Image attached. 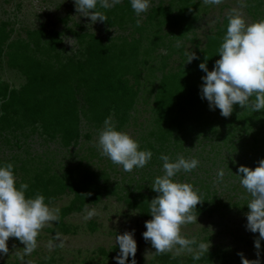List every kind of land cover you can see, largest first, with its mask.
I'll return each mask as SVG.
<instances>
[{"label":"rangeland","instance_id":"rangeland-1","mask_svg":"<svg viewBox=\"0 0 264 264\" xmlns=\"http://www.w3.org/2000/svg\"><path fill=\"white\" fill-rule=\"evenodd\" d=\"M257 1H261L260 14L252 16L250 11ZM194 2L196 7L186 32L183 29L190 17L176 26H169L164 21L161 24L144 21L146 14L157 5L168 9L170 18L176 16L178 0H150L147 12L136 16V21L139 19L144 27L139 31L128 18L112 25L92 23L88 17L76 12L73 0H0V23L10 22L7 28L12 27L13 31L8 41L17 38L26 41V29L40 26L46 30H60L62 44L55 48V52L61 59L76 55L80 50L79 39L73 33L80 27L82 31L101 37L104 42H119L121 37L127 40L141 37L137 58L145 62L137 66V83L133 84L130 80L133 89H136L133 106L125 123L118 127V120L112 112L106 118L116 130L126 132L136 140L140 150H150L148 147L151 144L157 148L154 105L162 69H176L180 54L202 48L206 35L215 30L222 20H228L233 12H239L247 24L264 20V0H222L219 5L205 4L204 0ZM181 31L184 33L178 36ZM152 37L158 40L153 47ZM151 47L150 53L144 55L143 50ZM50 61L54 63V58L51 57ZM24 82L25 76L9 65L6 55H1L0 83H6L9 89H18ZM75 97L79 109V135L75 143L64 146L58 135L49 138L40 133L39 128L31 131L27 127L24 134L19 131L0 132V164H13L17 183L28 181L35 172L61 174L69 170L72 179L86 180L88 186H97L98 199L93 203L85 202L86 197L82 194L74 200L75 193L69 188L49 195L45 203L51 209H59V222L45 225L40 230L36 249L24 256L23 261L20 255L24 245L10 237L8 252L0 255V264H116L113 258L119 248L115 245V236L132 230L137 244L136 264H242V260H258L259 264H264V240L260 241V249H256L254 240L259 238L258 232L246 230V214L249 211L246 204L251 196L242 187L237 175L240 166L253 169L264 159V116L259 111L252 112L247 121L250 123H247L239 119L240 111L232 112L225 118L220 115L219 109L209 110L205 114L212 121V132L204 133L203 129L197 128L184 135L178 148H173L170 138L167 142L170 148L160 149L158 153L152 151V159L145 167L125 172L101 156L97 149L98 132L105 127L106 118L99 122L90 120L82 113L86 108L83 93L78 92ZM161 154L168 155L172 160L177 156L196 158L199 161L197 168L188 173L181 171L172 179L191 184L199 196L214 199V204L210 205L213 207L211 212L194 214L197 215V223L181 226L182 236L195 237L198 242L209 246L208 253L205 252L199 261H193L188 252L156 255L150 242L142 237L146 230L145 221L151 218L143 217L137 209H131L126 204L125 200L132 195L152 191L154 179L163 175V162L159 159ZM221 170L224 176L218 180L217 173ZM71 203L75 207L65 212V207ZM86 209H95L98 214L84 221L82 217ZM56 233L61 234L64 244L49 250V241Z\"/></svg>","mask_w":264,"mask_h":264},{"label":"trees","instance_id":"trees-1","mask_svg":"<svg viewBox=\"0 0 264 264\" xmlns=\"http://www.w3.org/2000/svg\"><path fill=\"white\" fill-rule=\"evenodd\" d=\"M178 1L176 16L170 18V15H167L168 9L165 10L163 5H157L146 14L144 21L147 23L152 21L155 24L164 21L169 23V26H176L180 21L190 17L183 29L186 32L196 4L194 0ZM250 7L251 5L248 6V10ZM252 7L250 11L252 16L254 13L260 14L261 1L255 2ZM97 10L107 16L105 24L112 25L128 18L135 25L136 31L144 28L140 24L137 25L136 15L129 0L107 10L98 6ZM9 23V21L0 23V56L6 55L9 65L25 76V82L18 89H9L6 83H0V132L19 131L24 134L23 131L27 127L31 131L39 128L40 133L49 138L58 135L60 143L64 146L75 143L79 135V109L75 97L78 92L83 93L86 103V108L81 112L93 122L102 121L112 112L118 120L117 127L125 123L136 95V89H133L130 80H133V84L137 83L139 76L137 66L140 62H145L144 59L137 58L141 37L130 40L121 37L119 42L113 40L104 42L101 37L82 31L80 27L73 30L79 39L80 50L75 53L76 55L61 59L59 53L55 52V48L62 44L60 30L53 28L46 30L40 26L26 29V41L18 38L8 41L13 31L12 27L7 28ZM227 23V19L222 20L215 26V30L206 35L205 45L193 51L198 59H193L189 63L186 62L187 53L180 54L181 59L176 69H162L154 105V135L157 148L149 145L151 152L158 153L160 149L170 148L167 143L170 138L173 148H178L184 135L194 132L197 128L203 129L204 133L214 130L212 121L205 114L210 110L208 102L199 95L201 77L205 73L198 65L205 62L207 57V68L209 71L212 70L214 62L219 59L217 49L226 32ZM184 31L177 35L181 36ZM157 41V37H152V47ZM152 47L144 49V55L150 53ZM51 57L54 58V63L50 61ZM237 111H240L239 119L245 122L249 121L253 114L250 109L234 105L233 112ZM259 112L263 117L264 110ZM24 183L28 184L25 193L27 197L41 194L46 198L69 188L75 193L74 200L82 194L86 197L85 202L93 203L98 199L97 186H88L86 180L81 182L72 179L69 170L61 174L35 172ZM16 184L18 187L20 183L16 181ZM156 195L157 193L153 191L146 194L136 193L125 201L129 208L137 209L145 218H151L149 202ZM199 197L202 202L196 206L193 214L211 212L213 197L210 200L205 195ZM74 207V203H71L64 211L69 212Z\"/></svg>","mask_w":264,"mask_h":264},{"label":"clouds","instance_id":"clouds-1","mask_svg":"<svg viewBox=\"0 0 264 264\" xmlns=\"http://www.w3.org/2000/svg\"><path fill=\"white\" fill-rule=\"evenodd\" d=\"M76 12L88 17L92 23L104 22L107 16L97 10L111 9L122 0H73ZM205 4L219 5L222 0H204ZM134 14L139 17L146 13L150 0H129ZM139 26L140 20L136 21ZM219 59L214 62L211 71L205 62L198 67L205 73L201 77L199 95L208 102L210 110L219 109L220 115L227 118L233 112V106L250 109L252 112L264 110V20L247 24L239 12H233L226 26V32L217 49ZM198 59L195 52L187 53L186 62ZM105 127L98 132L96 146L100 155L112 164L120 166L123 171L131 172L134 168L145 167L152 159V152L140 150L139 144L126 132L116 130L108 118ZM163 175L152 183V191L157 195L149 202L150 220L145 221L142 237L150 242L156 255L173 252L191 254L193 261H199L209 246L198 242L195 237L186 238L181 235V226L197 223L196 206L202 202L198 192L191 184L176 182L172 178L183 171L191 172L198 167L196 158L186 159L177 156L172 160L168 155L161 154ZM13 164H0V255L8 252L7 241L16 238L23 245L24 256L30 255L37 247V236L40 230L60 220L59 209H51L45 203V197L36 194L34 197L25 195L27 183L17 187ZM240 184L251 196L246 204V230L259 234L254 240V247L260 249V241L264 240V159L258 166L250 169L240 166L237 169ZM242 174V175H241ZM223 171L217 173L222 180ZM98 213L95 209H86L82 219L88 221ZM64 241L61 234L56 233L49 241L52 250L62 247ZM115 245L119 252L113 259L116 264H136L134 259L137 244L134 230L116 234ZM131 258V259H129ZM242 264H259V261L242 260Z\"/></svg>","mask_w":264,"mask_h":264}]
</instances>
